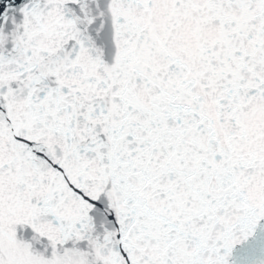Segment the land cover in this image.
Listing matches in <instances>:
<instances>
[{
	"label": "snow or ice",
	"instance_id": "1",
	"mask_svg": "<svg viewBox=\"0 0 264 264\" xmlns=\"http://www.w3.org/2000/svg\"><path fill=\"white\" fill-rule=\"evenodd\" d=\"M0 264H264V0H0Z\"/></svg>",
	"mask_w": 264,
	"mask_h": 264
}]
</instances>
